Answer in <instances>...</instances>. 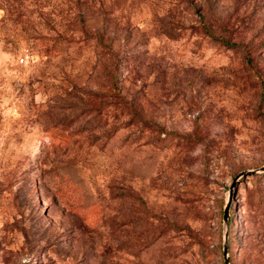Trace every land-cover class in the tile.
<instances>
[{"label": "rangeland", "instance_id": "rangeland-1", "mask_svg": "<svg viewBox=\"0 0 264 264\" xmlns=\"http://www.w3.org/2000/svg\"><path fill=\"white\" fill-rule=\"evenodd\" d=\"M263 165L264 0H0V264H264Z\"/></svg>", "mask_w": 264, "mask_h": 264}, {"label": "water", "instance_id": "water-1", "mask_svg": "<svg viewBox=\"0 0 264 264\" xmlns=\"http://www.w3.org/2000/svg\"><path fill=\"white\" fill-rule=\"evenodd\" d=\"M260 170H264V165L259 167ZM246 171H253V170H246ZM243 174H245V170L242 171ZM237 175H235L236 177ZM229 204H230V195H228L227 197V200L225 201L224 203V206H223V210H222V220L223 222L226 224L227 222V214H228V208H229ZM226 236H227V233L225 231L224 233V237H223V244H222V256H223V261L225 264H228V258L226 256V251H227V247H226Z\"/></svg>", "mask_w": 264, "mask_h": 264}]
</instances>
